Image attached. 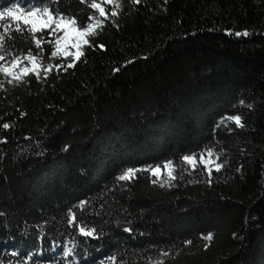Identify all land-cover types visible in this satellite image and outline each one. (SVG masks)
Returning a JSON list of instances; mask_svg holds the SVG:
<instances>
[{
	"label": "trees",
	"instance_id": "trees-1",
	"mask_svg": "<svg viewBox=\"0 0 264 264\" xmlns=\"http://www.w3.org/2000/svg\"><path fill=\"white\" fill-rule=\"evenodd\" d=\"M13 2L0 0V10ZM42 2L80 23L94 11ZM121 5L117 17L107 7L95 47L73 67L52 59L46 79L0 88V262L264 264V0ZM15 24L0 21L4 51L38 52ZM235 114L244 127L220 123ZM205 146L227 161L222 170L184 171L180 157ZM165 160L178 165L171 186L142 170ZM129 167L141 170L118 181ZM69 209L99 236L70 226Z\"/></svg>",
	"mask_w": 264,
	"mask_h": 264
},
{
	"label": "snow or ice",
	"instance_id": "snow-or-ice-1",
	"mask_svg": "<svg viewBox=\"0 0 264 264\" xmlns=\"http://www.w3.org/2000/svg\"><path fill=\"white\" fill-rule=\"evenodd\" d=\"M81 4L87 5V7L94 10L87 17V21L84 23L78 22L76 15H69L65 12L59 11V9L53 10L47 3H43L42 0H30L32 6L28 9L22 7L19 0L11 3V6L3 7L0 10V21L4 17H9L15 24V31L24 33L25 31L29 34L30 39L34 42V46L39 51L33 54L32 50L29 49L27 54L24 55H12L10 52L4 51L3 41L5 35L0 34V88L4 87V83L19 85L26 82L25 78L32 76L37 80L41 77L47 78L49 72L52 71L54 65L50 62L52 59L61 60V63L66 62L67 67H73L77 61H80L85 56V47H95L94 42L91 38L97 35V29L102 28L106 20L109 19V11H106L105 4L113 5L110 9V16L117 17L119 15V9L121 8V0H79ZM132 4H139L140 0H130ZM102 18V19H101ZM5 33L8 32V26H4ZM39 34V35H38ZM236 36H240L241 32H235ZM244 36L248 35L247 30L243 32ZM51 37V39H48ZM9 39L13 37L9 36ZM44 45H49L48 51V63H44ZM103 48L104 45H99ZM130 62V61H129ZM61 63L55 64V68H60ZM118 71V69H115ZM243 104L244 101H239ZM249 108L252 105H248ZM233 122L237 128L244 127L242 117L239 114L228 115L226 118H221V122L224 120ZM220 123L216 125L218 128ZM227 126V125H225ZM2 127L8 129L10 125L3 123ZM232 131L231 128L228 129ZM183 162L184 171H188L189 167L193 170L197 168V165H202L203 170L207 173L208 177L211 178L213 171L220 172L224 165L227 163L226 160L221 159V153L214 150L212 147L205 146V149L199 153L192 152L190 154H184L180 157ZM163 163V171L167 173L168 181L166 183L171 186V181L175 180L176 174L175 169L178 167L172 160H165ZM141 169L129 167L124 169L119 176L116 177L118 181H131L136 177V173ZM143 171L149 172L157 178L161 175V165L145 166ZM239 171V169H237ZM154 184L156 180L152 181ZM210 182V181H209ZM161 187L164 184L160 185ZM85 201H80V205L83 206ZM3 215V213H0ZM67 223L78 229V232L84 237L97 238V233L94 227H89L86 224H76V216L71 209L68 210ZM124 231L131 232L130 227L124 228ZM204 241L210 242L213 239V233L209 232L202 236ZM75 242L73 241V244ZM185 245L191 244L190 240L183 241ZM204 247L207 248L208 244L205 243ZM72 249L65 245L63 255H70ZM18 253L13 252L12 255ZM31 253H28L29 259ZM160 256L168 257V251H161ZM113 262L116 261V257H110ZM2 264V262H0ZM24 264H28L27 260ZM148 264H165L163 259H148Z\"/></svg>",
	"mask_w": 264,
	"mask_h": 264
},
{
	"label": "rangeland",
	"instance_id": "rangeland-1",
	"mask_svg": "<svg viewBox=\"0 0 264 264\" xmlns=\"http://www.w3.org/2000/svg\"><path fill=\"white\" fill-rule=\"evenodd\" d=\"M105 6V8L107 9V7L109 6V7H113V5H107V4H105L104 5ZM9 18V17H8ZM102 19V18H101ZM15 22V21H14ZM62 59V58H61ZM152 175V174H151ZM153 176V175H152ZM156 180H162V179H164V178H168V176H167V173L166 172H164L163 171V168H161V175H160V177L159 178H157L156 176H153ZM169 179V178H168Z\"/></svg>",
	"mask_w": 264,
	"mask_h": 264
}]
</instances>
